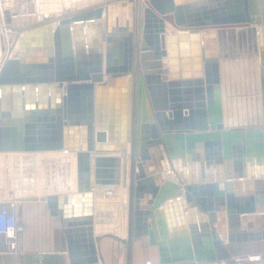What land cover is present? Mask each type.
<instances>
[{"label": "water", "instance_id": "1", "mask_svg": "<svg viewBox=\"0 0 264 264\" xmlns=\"http://www.w3.org/2000/svg\"><path fill=\"white\" fill-rule=\"evenodd\" d=\"M125 6L129 7L126 18ZM55 22L23 31L18 57L8 59L0 68V153H74L78 192L63 197L52 194L47 202L52 215L58 214L56 205L63 202L60 214L67 227L86 224L91 232L93 186L108 184L102 180L111 171L107 169L121 164L120 158L92 153L123 152L126 171L130 143L129 244L132 239L149 235L150 243L160 249L161 263L231 259L222 241H236L244 222L239 216L249 215L246 222L252 215L264 213V193L256 191L252 195L250 189L251 196H240V183L247 186L253 177L264 175L259 160L264 155V127L225 128L217 30L250 26L249 0H107ZM167 22L178 34L167 30ZM202 30L206 31L201 33ZM257 32L264 108V25L258 26ZM117 35L124 39L128 52L127 60L120 65L111 54ZM134 56L138 59L133 67ZM178 56L187 71L193 62L198 79L176 81L177 75L172 72ZM163 57L169 61L166 71L162 70ZM201 71L204 79H200ZM168 72L171 80L164 88L169 87L170 97L165 93L161 99V75ZM185 77L190 78V74L187 72ZM120 84H128L129 88L122 100L124 134L117 138L120 101L113 89ZM181 86L187 87L184 98L180 95ZM107 90L111 96L102 104L101 93ZM107 143L122 145L112 148ZM149 146H164L169 166H162L157 172L149 170L148 160L153 158ZM231 163L233 172L225 176L215 172L214 178L210 177L212 165L216 171ZM173 172L175 176L166 180ZM81 198L86 201L89 217L79 224L77 202ZM71 202L74 217L67 210V203ZM189 204L195 206L188 208ZM172 207L177 208L178 216L169 217L165 227L156 216ZM185 207L187 211H183ZM194 212L196 223L189 216ZM217 212L226 213L228 230ZM184 216L188 217L187 222ZM211 225H216L214 231ZM252 226L249 221L248 227ZM178 227L183 234L191 235L193 252L187 239H170L177 235ZM248 233L251 240H264V229ZM197 234L202 238L201 251L194 240ZM70 258L71 264L99 263L92 243L86 253L70 252Z\"/></svg>", "mask_w": 264, "mask_h": 264}, {"label": "crops", "instance_id": "2", "mask_svg": "<svg viewBox=\"0 0 264 264\" xmlns=\"http://www.w3.org/2000/svg\"><path fill=\"white\" fill-rule=\"evenodd\" d=\"M107 0H77L75 3L74 9L67 11L71 12L68 14L80 12L83 10L91 9L101 4ZM88 3L90 5H88ZM71 4V3H70ZM250 4V14L252 18V23L247 27H237V28H222L217 30V51L220 65V76H221V91H222V101H223V114H224V123L225 128H239V127H229L226 123V96L227 92L225 90V84L228 86L231 81L230 76L231 72L229 71L230 66L223 63V43L227 42L228 33L226 31H230L232 29H251L254 30L255 38L253 45L256 47V53L253 57V70H257L258 74V115H257V123L254 126L243 127L246 128H260L264 127V108H263V92H262V75H261V56H260V43L258 39V26L264 25V0H249ZM86 5V6H85ZM71 6V5H70ZM79 7V8H78ZM78 8V9H77ZM125 18L128 16L129 7L125 6L124 8ZM59 12V11H58ZM60 13H66L65 10H60ZM66 15V14H65ZM63 15V16H65ZM119 15V11H117L116 16ZM143 10H141V18H143ZM53 22H55L53 20ZM104 22V21H102ZM56 25V22H55ZM125 25V24H124ZM121 26L125 27V26ZM134 25V22H133ZM132 25L131 31L134 29ZM120 27V26H119ZM167 30H171L173 33L178 34V31L173 28L171 24L166 23ZM143 29V25L141 24L140 31ZM206 30H202L201 33ZM119 33V30H116ZM139 45H141L142 41V32L139 34ZM176 46L178 48V43L176 42ZM180 44V43H179ZM183 44H187L184 42ZM189 47H191V41L188 42ZM168 47V45H167ZM202 49V47H201ZM112 58L116 61L117 64H123L127 60V50L126 45L124 44V39L117 35V38L113 40L112 44ZM103 66L105 67L106 60V52H105V41H104V50H103ZM136 56V55H135ZM133 58V67L135 66L138 57ZM130 59V58H129ZM181 57L178 56L176 69L172 72L177 75L178 82H184L186 80L194 81L198 79L195 76L196 70L194 69L193 62L189 63V70H186L184 67V63L181 61ZM162 70L166 71L169 69V61L168 57H163L162 60ZM141 67V66H139ZM190 74V78L186 79V73ZM200 79H204L203 71ZM133 74V73H132ZM171 72L163 73L161 75V89L158 92L161 93V99L165 97V93L170 97L169 87L164 88L171 80ZM129 76L130 73H129ZM140 76H143V72H140ZM99 84H96V87ZM132 87V86H131ZM129 85L120 84L118 87H115L113 92L115 93V97L117 96L120 101L119 109L117 110V118L118 120V130H117V138L121 137L124 134L123 125H122V114L124 112V104L122 100L124 96L127 94V90ZM146 88V85H145ZM181 91V97L184 98V91L186 90V86L179 87ZM178 88V89H179ZM132 89V88H131ZM149 93V92H147ZM113 95V93H112ZM111 96V91L107 90L104 94L101 93L100 99L101 103H107ZM160 98V97H159ZM95 101H97L96 93H95ZM184 102V100H182ZM106 116V115H105ZM112 148H117L122 145V143H107ZM148 150L150 151L151 156L153 157L151 160H148V169L155 170L160 169L162 166H169L168 155L164 146H149ZM58 152V151H53ZM74 155V153H72ZM93 156L98 157H112V158H120L121 164L118 167H113L112 169H107L111 171H107L104 179L108 184L104 185H94V207H93V220L94 224L92 225L91 232L88 231L89 226L86 224L78 225L77 227L69 228L66 226L67 221L63 219L60 212L64 206L63 202H58L56 205L57 215H52L51 210L49 208L47 198L52 195L57 197H63L67 194H75L78 192V170L76 164V176L74 177L71 173H64L63 169L65 168L61 165V172L58 174V167L56 160H53V192H50L47 189H41L43 191L40 192L37 182L34 180V176L29 171L25 173H21L20 178H25V185H27V192H18L15 190H11L13 187L15 180L14 178L17 176H13L12 181H9V193L4 194L2 192V199L0 203H10L14 202L15 207L12 211L15 213L17 218V225L19 227L17 232V246L18 256L14 261L0 260V264H71L70 252L73 253H86V251L90 250L91 243L93 244L94 250L98 255L99 263L98 264H264V240H251L249 233L246 232H257L262 231L264 229V213H258L257 215H252L250 220L245 222V218L249 215H240V219H242V227L239 235H236L235 242H228L227 240H223V246L227 254H230L232 257L229 260H183L178 262H170V263H161L160 257V249L157 245H152L150 243L149 235L143 236L137 240L132 239L131 244H129V239L125 240L120 237L123 233V229L121 225V221L123 222V214H122V204H115L113 207L106 208V203H104L105 199H113L115 202H119L120 199L124 196V193L128 194V203L123 202V209L127 212V235L129 237V193H130V170H131V149L130 143H128V153H127V169L125 171V161H124V153L123 152H106V153H92ZM260 164H263L264 170V155L259 158ZM246 162V161H245ZM77 163V162H76ZM246 163H244V166ZM68 168V165L67 167ZM92 169L95 170V165L92 164ZM233 164L223 165L220 169L215 171V165L211 166L209 170V175L211 178H214L215 172L219 176H225L228 173L233 172ZM126 175V177H125ZM24 176V177H23ZM171 176H175L173 172L172 175L168 176L166 180H169ZM32 178V179H31ZM127 179V183L125 182ZM92 180H94V175L92 176ZM125 180V181H124ZM177 181V180H175ZM31 182V184H30ZM178 182V181H177ZM224 181H220V189H224ZM34 183V185H33ZM22 184V183H21ZM30 185V186H29ZM33 185V186H32ZM22 186V185H21ZM31 187V188H30ZM34 187V188H32ZM31 190H30V189ZM18 189H21L19 186ZM250 189L252 190V195L259 191V193H264V175L259 179L253 177L251 179L250 184L240 183V196L242 199H245L251 196ZM20 191V190H19ZM125 191V192H124ZM45 194V196H41L39 194ZM181 194V193H180ZM264 196V195H263ZM182 197L183 194H182ZM124 200V197H123ZM79 207H77L78 219L77 222L83 223L88 220V212L86 208V201L84 198H81L79 202ZM194 204L188 206L192 207ZM187 207L183 208V211H187ZM67 210H70L71 217H74V204L67 203ZM96 210V211H95ZM126 213H124L125 215ZM218 218H223L225 221V228L228 230V221L227 215L225 212H217ZM221 214V215H220ZM178 216L177 208L172 207L169 211L163 212L160 216H156V219H159L163 222L166 227V220L169 217L176 219ZM190 218L196 223L197 213H190ZM77 217V216H75ZM188 217L184 216V220L187 222ZM74 220V219H71ZM125 221V220H124ZM158 221V220H156ZM207 221V219L205 220ZM251 221L253 226L252 228L248 227V222ZM151 222V221H150ZM185 222V225H186ZM126 224V223H125ZM213 231L216 228V225H211ZM177 227V226H176ZM186 227V226H185ZM101 228L110 229L107 233H100ZM186 229V228H185ZM184 229V230H185ZM177 235L175 237H170L171 240H179L187 239L192 252L195 250L193 239L190 234H183L180 231L179 227L176 228ZM126 233V232H125ZM124 233V234H125ZM5 237V236H4ZM220 238V237H218ZM195 242H197L198 250L201 251L204 249L202 246V238L200 234H197V237L194 238ZM201 242H200V241ZM200 242V243H199ZM181 249L184 248L182 244ZM183 253V252H182ZM170 255L172 252L170 251ZM206 256V254H205ZM260 256V258H257ZM251 257V258H250ZM241 259V263L238 261Z\"/></svg>", "mask_w": 264, "mask_h": 264}, {"label": "rangeland", "instance_id": "3", "mask_svg": "<svg viewBox=\"0 0 264 264\" xmlns=\"http://www.w3.org/2000/svg\"><path fill=\"white\" fill-rule=\"evenodd\" d=\"M52 1V2H51ZM0 0V67L5 61L14 59L19 35L35 26L53 23L57 21L59 2L58 0ZM55 1V2H54ZM47 2H50L47 4ZM54 2V3H53ZM44 3V4H43ZM51 4L53 5L50 9ZM44 5V6H43ZM58 5V6H57ZM88 5H90L88 3ZM47 8H46V7ZM86 6V5H85ZM79 8V7H78ZM77 8V9H78ZM55 9V10H54ZM76 9H74L75 11ZM40 11V12H39ZM3 15V16H2ZM39 16H44L41 20ZM4 19V20H3ZM3 29V30H2ZM1 31H3L1 33ZM5 32V34H4ZM227 42L223 47V63L229 65L231 72L229 85L225 84L226 96V123L229 127H250L257 123L258 115V90L259 79L257 70H253V57L256 53V47L253 45L255 34L254 30L239 28L226 31ZM5 37V40L3 39ZM3 166H0V201L2 192L9 193V181L18 173L29 171L34 176L40 192L41 189H47L53 192V160H56L58 174L61 172V165L65 168L64 173L76 176V155L64 152H21V153H1ZM68 165V168H66ZM24 186L25 183H24ZM41 187V188H40ZM11 190H15L14 186ZM28 188L23 191L27 192ZM45 196V194H39ZM126 200L120 199L115 202L113 199H105L106 208L113 207L115 204H122L123 222L121 229L123 233L121 238L128 240L127 235V212L123 209V202L128 203V194ZM124 213H126L124 215ZM125 220V221H124ZM126 223V224H125ZM126 232V233H125ZM125 233V234H124ZM8 239L0 236V260L14 261L18 256V250H11L8 245Z\"/></svg>", "mask_w": 264, "mask_h": 264}, {"label": "built area", "instance_id": "4", "mask_svg": "<svg viewBox=\"0 0 264 264\" xmlns=\"http://www.w3.org/2000/svg\"><path fill=\"white\" fill-rule=\"evenodd\" d=\"M17 53H19L18 49L12 55L17 58L19 55ZM14 207V202L0 203V236H5L8 239V245L11 250L16 249L17 232L19 229L16 215L12 211ZM257 258H260V256H257ZM238 261L241 263V259H238Z\"/></svg>", "mask_w": 264, "mask_h": 264}, {"label": "bare ground", "instance_id": "5", "mask_svg": "<svg viewBox=\"0 0 264 264\" xmlns=\"http://www.w3.org/2000/svg\"><path fill=\"white\" fill-rule=\"evenodd\" d=\"M44 1H46V0H44ZM48 1H51V0H48ZM52 2V1H51ZM55 2V1H54ZM53 2V3H54ZM58 4H59V13H58V15H62V13H60V10L62 9V11H64L65 10V12H67V11H69V10H72V9H74V7H75V3L77 2V0H58ZM48 3H50V2H47V4ZM71 3V4H70ZM44 4V3H43ZM71 5V6H70ZM44 6V5H43ZM53 5L51 4V6H50V9H48V10H51V7H52ZM58 6V5H57ZM46 7V6H45ZM47 8V7H46ZM55 10V9H54ZM40 12V11H39ZM3 16V15H2ZM40 18V20L44 17V16H39ZM4 20V19H3ZM3 30V29H2ZM3 31H1V33H2ZM4 34H5V32H4ZM22 34V33H21ZM20 34V35H21ZM19 35V36H20ZM4 40H5V37L3 38ZM0 41H1V39H0ZM18 49V52H19V37H18V41H17V46H16V50ZM1 52V51H0ZM17 54H19V53H17ZM1 68V67H0ZM122 136V135H121ZM11 153H21V152H11ZM2 154L0 153V166H3V159H2V156H1ZM0 170H2L1 168H0ZM17 175V174H16ZM24 177V176H23ZM32 179V178H31ZM14 180H15V182H14V184H12L13 186H14V188L18 191V192H23L24 190H26V188H27V185L26 186H24V183L25 182H23V180L25 181L26 180V175H25V178H20V174L18 173V175L14 178ZM22 183V184H21ZM30 184H31V182H30ZM22 185V186H21ZM33 185H34V183H33ZM32 185V186H33ZM19 186L21 187V189H18L19 188ZM30 186V185H29ZM39 187V186H38ZM31 188V187H30ZM29 188V189H30ZM32 188H34V187H32ZM41 188V187H40ZM20 190V191H19ZM31 190V189H30ZM125 192V191H124ZM124 200H126L127 199V197H126V193H124ZM96 211V210H95ZM108 231H110V229H107V228H101L100 229V233H107Z\"/></svg>", "mask_w": 264, "mask_h": 264}]
</instances>
